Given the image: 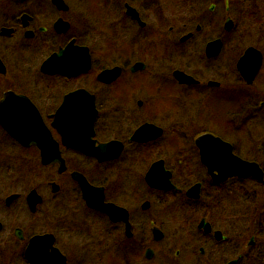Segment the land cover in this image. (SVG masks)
<instances>
[{
  "label": "flooded vegetation",
  "instance_id": "af4514ba",
  "mask_svg": "<svg viewBox=\"0 0 264 264\" xmlns=\"http://www.w3.org/2000/svg\"><path fill=\"white\" fill-rule=\"evenodd\" d=\"M235 4L238 21L228 14L229 0H0V60L4 65V71L0 70V264H62V257L65 264L72 259L81 264L80 259L88 258L95 264H161L158 254L166 238L162 212L171 209L153 205L147 198L128 204L131 185L126 173L137 177L146 191L176 192L195 203L207 183L218 185L239 178L213 180L196 142L204 134L229 143L234 155L258 163L264 173V0H237ZM229 18L231 29L225 25ZM248 24L256 26L255 31ZM239 25L242 29L232 43L228 36ZM101 35H107L104 47L99 45ZM216 40L219 47L208 50ZM68 46L75 55L81 50V61L82 49L87 48L90 68L70 77L43 72L42 64ZM249 48H253V60L248 68L257 64L261 54L252 79L238 69ZM116 66L121 68L118 79H98L100 71ZM228 67L233 71L228 72ZM178 72L186 76H177ZM141 73L149 79L138 80L140 84L128 82L131 88L119 85L122 77ZM138 87L146 89L147 97L137 99L141 114L131 113L124 103L130 96L134 98ZM79 89L95 98V145L120 142L122 150L116 158L100 161L65 146L54 126L65 98ZM145 124L152 125V133L159 129L160 134L155 138L149 134L145 141L133 140L135 131ZM167 135L169 139L164 141ZM159 143L173 149V159L160 155ZM41 144H57L65 171L59 172V160L44 163ZM129 148L138 156L128 158ZM80 159L93 160L96 171L103 165L119 167L102 171L105 178L111 175L116 181L111 184L113 189L105 180H92L75 166ZM11 161L53 170L55 176L36 178L38 183L31 185L11 167L3 170V163ZM155 162H163L170 173L168 182L175 188L160 189L147 183V172ZM74 171L102 188L104 202L124 209L127 221L114 220L90 206L72 177ZM200 171L203 179L190 182L191 175L199 176ZM64 175L75 185L68 194L62 188ZM241 179L264 186V181L252 176ZM198 183L200 197H189L188 189ZM99 194L96 189V199ZM204 215L200 220L206 219L212 230L205 232L199 220L198 231L221 244L231 242V250L240 253L229 260L238 258L239 264L247 252V248L241 252L242 232L228 237ZM156 230L163 236L156 237ZM215 230L226 238L218 240ZM65 233L70 235L64 238ZM255 236L252 233L247 247L254 245ZM204 251L200 247L202 257ZM180 252L175 251V257Z\"/></svg>",
  "mask_w": 264,
  "mask_h": 264
},
{
  "label": "rangeland",
  "instance_id": "374dc122",
  "mask_svg": "<svg viewBox=\"0 0 264 264\" xmlns=\"http://www.w3.org/2000/svg\"><path fill=\"white\" fill-rule=\"evenodd\" d=\"M237 0H229L230 10L228 14L238 21L236 15L237 5L235 4ZM222 8V6H220ZM205 9V8H204ZM248 22V21H247ZM242 26H238V30L234 33L229 34V38L232 43L234 42L236 36H239ZM251 32L255 31L256 26H246ZM251 28L253 30H251ZM247 30V29H246ZM248 32V30H247ZM99 45H106L107 35H101ZM228 38V44L230 39ZM103 46V47H104ZM230 47L228 46V53ZM228 65L232 66L230 60ZM233 71V68L228 67V72ZM148 75L141 73L135 77L128 78L127 76L122 77L120 84L131 88V84L139 83L141 79H146ZM133 79L134 81L126 80ZM149 79V78H147ZM154 79V78H151ZM130 85V86H129ZM151 89L153 88L154 83L151 82ZM134 93V98L131 96L129 100L124 103H127L129 111L132 113L141 114L142 112L138 111L137 99L142 98L143 101L147 99L145 92L146 89L138 87ZM138 91H141L138 93ZM117 107H120L119 105ZM169 135L163 140H168ZM161 148L158 152L160 155L167 154L169 159H173L174 152L173 149L163 147L161 143L157 145ZM157 149V147L155 148ZM154 149V150H155ZM128 156L137 155L134 153L132 148L128 149ZM138 156V155H137ZM75 166L83 169L87 176L92 180H105L106 185H111L116 181L114 178L108 176L105 178V175L102 174V171L108 172L119 167L102 166L96 171L93 160H84L80 159L77 162H74ZM128 165V164H123ZM173 166V165H172ZM11 167L14 172L17 173L22 179H25L31 185L37 184L39 179H46V177H54L55 172L50 169H39L38 165L34 164H24V163H14L7 162L3 163V170L5 168ZM197 167V165H196ZM109 169V170H108ZM122 169V167L120 168ZM118 169V170H120ZM96 172V173H95ZM129 172V171H128ZM129 177V185H131V192L129 193V201L127 202L130 205L141 203L144 198L150 199L153 205L162 207V209H171V211L162 212V222L164 224V231H166V238L161 247L160 254H158L161 264H171L175 258L174 264H204L203 261H206L208 264H223L225 261L237 256V253L240 251L231 250L230 244L224 243L221 244L215 239L210 237H205L197 229V223L200 218L206 214V217L209 221H212L215 228L221 229L228 237H234L236 232H242L244 235L243 247L241 252L247 250L244 258L240 260L239 264H264V186H261L259 183H254L249 179H232L223 184H214L213 182L207 183L203 190V194L200 200L197 202L188 201L183 195L178 193H165L157 192L151 193L146 191L143 188L141 182L137 180V177L131 174V172L126 173ZM203 172L200 171L199 176L194 174L191 175L190 182H194L197 179H203ZM18 176V177H19ZM62 188L65 189V192L74 190V184L72 181H68L66 175L61 179ZM109 186L110 190L113 189ZM118 189V185H114ZM122 188L120 189V191ZM126 193V191H125ZM128 195V194H127ZM117 196H120V193H117ZM132 199V201H130ZM192 210H198L199 212H193ZM196 213V214H193ZM205 216V215H204ZM165 225H169L165 227ZM252 233L255 234V243L251 247H247L249 239L252 236ZM69 233L64 234L66 238ZM233 244V243H232ZM200 247L204 248L205 255L202 257L199 254ZM180 250V255L175 257V251ZM79 259H72L70 264H76ZM81 264H95L94 260L80 259Z\"/></svg>",
  "mask_w": 264,
  "mask_h": 264
},
{
  "label": "water",
  "instance_id": "95a60500",
  "mask_svg": "<svg viewBox=\"0 0 264 264\" xmlns=\"http://www.w3.org/2000/svg\"><path fill=\"white\" fill-rule=\"evenodd\" d=\"M228 29L233 27L232 19H228L226 24ZM219 41H213L208 45V50L211 47H219ZM68 46L63 52L56 53L52 55L48 61H45L42 64V71L48 74H64L67 76L78 75L80 72H85L90 68L89 53L87 48L82 49L83 61L79 59L80 51L77 50L75 55V50L70 49ZM81 49V48H79ZM253 48L246 50L242 58L238 62V69L241 74L248 78H254L257 73L259 66L261 64V54L259 52L258 62L251 68H248L247 65L253 60ZM77 56V57H76ZM0 70L4 71V65L1 60ZM138 66L143 67V64H138ZM2 67V68H1ZM121 68L116 66L113 68H108L103 71H100L98 79L104 82H111L115 79H118L121 75ZM182 75V72H178L177 76ZM185 75V74H183ZM186 76V75H185ZM67 109H70L71 113H67ZM97 114L95 106V98L91 93L84 89L76 90L70 93L62 104V107L58 110V113L55 115L54 126L60 131L62 135L63 142L67 147H73L74 149L81 150L89 155H94L98 157L100 161L116 158L121 150L122 144L118 141H111L108 143H100L96 146V140L94 137L93 123ZM151 124H145L138 128L133 134L132 139L139 141H145L148 139L149 134L153 138L157 137L160 134L159 129L154 130ZM197 145L200 147L201 160L206 165L208 172L212 175L213 180L217 182H223L230 177H249L252 176L256 178L259 182L264 181V173L259 164L256 162H250L243 160L242 158L234 155L232 146L229 143L223 142L219 139L213 138L209 134H204L197 138ZM208 143L210 147H208ZM42 157L45 160V164H49L54 160H59V172L66 170L65 161L61 158L57 152V144H52L46 146V144H41ZM54 156V157H53ZM160 168V169H159ZM160 171V172H159ZM72 177L76 180L83 192V197L86 199L87 203L99 210L109 214L114 220L124 219L127 221V212L117 207L113 203L104 202V194L102 188H96L92 186L86 177L80 173L74 171ZM147 183L155 188L160 189H169L175 188L174 185L170 184V173L164 169L163 162H155L146 175ZM200 187L201 184H196L190 187L187 191V195L191 198L200 197ZM99 190V198L95 197V190ZM147 204V202L145 203ZM121 213L124 216L121 217ZM199 227L204 228L205 232H210L212 230L211 224L206 221V219L200 220ZM156 237L160 238L163 236L159 230H156ZM215 236L218 240H224L225 235L222 234L220 230H215ZM253 243L251 240L250 244ZM51 257L54 254L50 255ZM238 259H233L227 262L226 264H237ZM62 264H65V258L62 257Z\"/></svg>",
  "mask_w": 264,
  "mask_h": 264
}]
</instances>
